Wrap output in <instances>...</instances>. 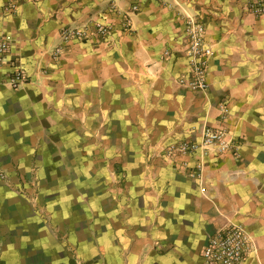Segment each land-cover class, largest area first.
Here are the masks:
<instances>
[{
  "label": "crops",
  "instance_id": "crops-1",
  "mask_svg": "<svg viewBox=\"0 0 264 264\" xmlns=\"http://www.w3.org/2000/svg\"><path fill=\"white\" fill-rule=\"evenodd\" d=\"M13 1L0 0V264H202L228 223L250 236L245 264H264V14L246 0ZM186 15L205 26V93L176 81ZM94 22L106 38L54 57L62 28ZM223 100L240 157L187 178L162 149L220 125Z\"/></svg>",
  "mask_w": 264,
  "mask_h": 264
},
{
  "label": "built area",
  "instance_id": "built-area-1",
  "mask_svg": "<svg viewBox=\"0 0 264 264\" xmlns=\"http://www.w3.org/2000/svg\"><path fill=\"white\" fill-rule=\"evenodd\" d=\"M36 2L40 0H34ZM13 0H5L4 10L14 9ZM137 10V6H133ZM245 10L254 17L264 14V0H246ZM128 26V23H126ZM111 31L107 23L94 22L82 27H64L59 31L61 43L54 49V57L64 52L73 40L87 41L90 38L102 40ZM204 23L194 15H186L182 37L184 41L185 67L177 77V83L184 89L205 93L209 89L208 49L206 46ZM11 50L9 39L0 32V66L8 63ZM14 67L8 76L7 85L13 90L26 81L25 73ZM221 121L218 126L204 125L197 138H181L166 144L162 154L178 162L176 169L187 178L199 179L205 160L229 156L235 160L240 157L239 140L226 128L227 103L220 102ZM194 159L189 166L187 159ZM252 251L250 236L246 229L237 223H228L209 234L200 250L202 264H245Z\"/></svg>",
  "mask_w": 264,
  "mask_h": 264
}]
</instances>
